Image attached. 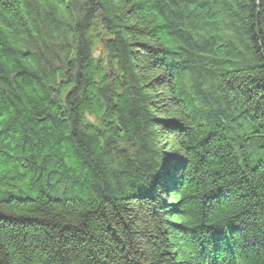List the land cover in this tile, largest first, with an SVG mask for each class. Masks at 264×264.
Listing matches in <instances>:
<instances>
[{"label":"trees","instance_id":"1","mask_svg":"<svg viewBox=\"0 0 264 264\" xmlns=\"http://www.w3.org/2000/svg\"><path fill=\"white\" fill-rule=\"evenodd\" d=\"M179 1L0 0V264H264V0H185L196 32ZM220 1L246 55L223 36ZM192 75L221 77L262 161L240 168L244 146L200 111ZM225 230L228 256L204 254L198 241Z\"/></svg>","mask_w":264,"mask_h":264},{"label":"rangeland","instance_id":"2","mask_svg":"<svg viewBox=\"0 0 264 264\" xmlns=\"http://www.w3.org/2000/svg\"><path fill=\"white\" fill-rule=\"evenodd\" d=\"M175 6L172 9V14L176 15L175 12L177 10H180V12H184V16L181 17L182 21H184L183 23H181L183 26V29H185L187 32H192V31H202V29L199 28H195L193 27V25L191 24L189 18L191 16V12L193 11V7H189L188 6V2H185V0H180L179 3L174 4ZM221 6V7H219ZM219 6H217L218 8V14H220L218 21H220V28L223 30V36L224 38H228L230 39V41H232L233 43L236 44V46L238 47V50L240 49V52L244 55H246V51L245 48H243V45L245 46V44L243 43L244 41L238 36V32L236 30V28L231 29V24L229 22L230 16L229 13L225 12L223 10V6L224 4L222 3V1L219 2ZM216 5L212 4V9H215ZM169 10L171 8H168ZM183 9V11H182ZM177 16V15H176ZM178 17V16H177ZM177 17L172 16L171 18L177 19ZM231 20V19H230ZM95 21V20H94ZM181 22V20H180ZM264 24V21L262 22V25ZM264 28V25H263ZM98 35H94L95 38H93L94 42L90 44L91 51L93 54V60L94 61H100V58H103L106 61V50H107V38L106 36L103 39H100L99 35H105L108 34L110 35L108 29L105 30L104 27L99 26L98 27ZM189 35V34H188ZM193 35V34H192ZM194 36V35H193ZM89 37H92L89 36ZM195 37V36H194ZM196 38V37H195ZM113 39V38H111ZM245 40V39H244ZM171 44H175L174 42H170ZM240 44L242 46H240ZM178 47V58H181L184 61H187L186 63H193L194 65H197L200 67L199 64L202 63V61H200L201 57H197L195 54L198 52L197 50L193 51L192 53L188 52L189 47L186 45L182 46H176ZM74 52V50H73ZM182 54V55H181ZM110 55V54H109ZM76 59V57H74V55L72 54V56L67 57L66 59H63L62 63H59L57 66L59 69H61L64 73L67 74H60L61 79H58L54 84L56 85L55 87H53L51 84L50 88H54V90H58V88H61L66 80L68 79L70 72V69L72 68V62L74 64V60ZM66 60V61H65ZM203 61H205L204 59H202ZM113 62L117 63V60H113ZM213 60H208L207 63H213ZM63 68V69H62ZM113 69L114 71H116V67L115 65H113ZM107 73L111 76L114 73L112 72L111 69L108 70L107 68ZM193 73H190V75ZM71 76V74H70ZM194 78V83L192 84V88L193 89H197V92H200L202 95L206 96L205 98L201 97V95L198 94V100H195L197 103L196 105H200L203 103V105H200V111L203 113H207V112H212L215 115H218L221 119H218L220 121L219 125H222L223 127V131H224V140L225 143L231 147V149L233 150V152H238V149L236 146H241L243 145V149L241 148V150L239 149V155L237 153H234L240 168H243V164L241 157L243 155L244 157V161H246L245 163H247V166H253L255 163H258L260 161H262V153H259V148L257 147V145L254 143V141L252 140L251 136L253 134V128L251 123H249L245 118H241V115L236 116L237 112L236 109L233 108L234 105V101L236 100L235 97H233V94L228 93L227 94L225 92V87L221 82V77H215V79H205L200 75H192ZM120 92V91H118ZM225 95H227L225 97ZM229 96V97H228ZM225 97V99H224ZM229 98V100L232 101V103H229L230 101L226 100V98ZM208 101L210 105H206L205 101ZM100 101H103L102 99H100ZM199 102V103H198ZM102 104V103H101ZM99 106V105H98ZM102 106V105H101ZM101 115L103 116L104 113H102V111L100 110ZM84 114V112H83ZM85 118L88 119V121L90 122H99L97 116L93 115V114H85ZM242 121H246V122H242ZM229 124H228V123ZM96 124V123H95ZM205 124V123H204ZM207 124V123H206ZM236 130L238 131V136L236 134H233L232 130ZM241 130V132H239ZM239 135H241V138L239 139ZM231 143V145H230ZM247 145V146H246ZM123 149V148H122ZM124 152L127 151V149H123ZM174 165V164H173ZM172 163L167 167L163 168V170L161 171V175L159 176L160 180H165L167 182L172 181V173H168L166 172V168L168 167H172L173 166ZM244 169V168H243ZM243 172L245 173L246 171L243 170ZM246 176V174H245ZM164 183V182H163ZM163 187H165V183L164 185H162ZM172 189V186L167 187V189H165L166 191H164L165 193L170 191ZM173 192L168 193L167 197L164 196H160V198H162L164 200V203L167 204L170 200V198H172L173 196ZM169 199V200H168ZM225 236L224 239H218L215 235L213 236H209V239H211L210 244H206L202 243V241H198V243L200 245H202V250L204 252V250L207 252L212 251V252H222L225 253L224 257H227V249H229V245H228V239H231V241H233V237L232 234H228V232L225 230ZM212 244V245H211ZM208 245V246H207ZM188 248V246H187ZM216 248V249H215ZM185 249V248H184ZM220 251H219V250ZM210 252V253H212ZM223 257V258H224Z\"/></svg>","mask_w":264,"mask_h":264},{"label":"bare ground","instance_id":"3","mask_svg":"<svg viewBox=\"0 0 264 264\" xmlns=\"http://www.w3.org/2000/svg\"><path fill=\"white\" fill-rule=\"evenodd\" d=\"M171 35H172V36H175V34H171ZM172 36L169 35V37H170L169 39L174 40V38H172ZM187 36H188V37H187ZM187 36L185 35L186 38H188V39H193L190 35H187ZM177 39H178V42H182L181 38H177ZM180 40H181V41H180ZM200 51H201V49H199L198 53H199ZM188 64L190 65V63H188ZM213 234H215V233H211V236H213ZM228 244H230V247L233 248V245L231 244L230 241H228ZM190 249H191V248H190ZM209 252H212V251H209ZM205 253H207V252L204 250V254H205ZM207 255H208L209 257L212 258V257H215L216 254H215V252H212V253H208ZM199 257H200L201 259H205L204 255H199Z\"/></svg>","mask_w":264,"mask_h":264}]
</instances>
